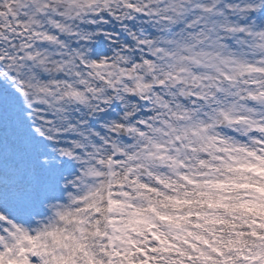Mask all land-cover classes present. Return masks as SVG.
I'll return each mask as SVG.
<instances>
[{"label":"snow or ice","instance_id":"1","mask_svg":"<svg viewBox=\"0 0 264 264\" xmlns=\"http://www.w3.org/2000/svg\"><path fill=\"white\" fill-rule=\"evenodd\" d=\"M5 21L0 264H264V217L245 208L264 83L225 73L232 89L191 108L165 91L185 61L264 73V0H0Z\"/></svg>","mask_w":264,"mask_h":264},{"label":"clouds","instance_id":"2","mask_svg":"<svg viewBox=\"0 0 264 264\" xmlns=\"http://www.w3.org/2000/svg\"><path fill=\"white\" fill-rule=\"evenodd\" d=\"M3 2L8 3L9 0H3ZM60 2L61 0H49V3H51L53 7L60 4ZM6 24L7 21H5V25L0 26H6ZM101 55H103V53H101ZM45 59L46 64L43 67L48 72L55 74L58 70H60L59 63L55 57H45ZM184 64L188 70L186 72L180 73L183 79L179 81L169 80L168 89H166L165 91L172 88H183L189 95H185L182 98V101L189 108H191L194 103V101L190 99V96H197L198 94H211V96H215L218 88L221 86L229 88L231 90L234 81L239 82L238 86H244L245 81L249 78L256 79L261 83H264V73L254 74L252 77H249L248 74L242 75L236 65L224 64L220 61L219 58L203 60L199 65L194 64L190 61H185ZM225 73L232 76L234 78V81L225 79ZM194 76L199 77V80L193 79ZM84 78L88 79L87 76H85ZM160 78L167 79V77H165L163 73L160 74ZM89 83L93 86L102 87V85H98V82L93 80H90ZM241 91H243V87H241ZM243 98V96H237L234 100H229L228 105L226 106H231V104L233 103H238ZM169 100L171 101L172 97H169ZM90 107L94 106L90 105ZM152 107V116L159 117L161 120H163L165 117H168L170 122L176 123V121L169 115V109L162 108L159 105H153ZM171 108L174 110V102H172ZM129 111H131V108L129 109ZM25 115L27 116V113H25Z\"/></svg>","mask_w":264,"mask_h":264},{"label":"rangeland","instance_id":"3","mask_svg":"<svg viewBox=\"0 0 264 264\" xmlns=\"http://www.w3.org/2000/svg\"><path fill=\"white\" fill-rule=\"evenodd\" d=\"M246 209H249L252 214H255L257 217L262 216V211L260 205L257 203L250 202L245 205Z\"/></svg>","mask_w":264,"mask_h":264}]
</instances>
